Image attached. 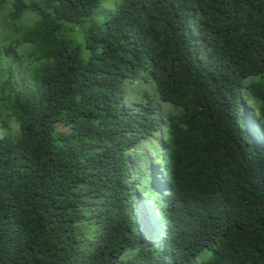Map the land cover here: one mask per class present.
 I'll return each mask as SVG.
<instances>
[{"label": "trees", "instance_id": "16d2710c", "mask_svg": "<svg viewBox=\"0 0 264 264\" xmlns=\"http://www.w3.org/2000/svg\"><path fill=\"white\" fill-rule=\"evenodd\" d=\"M0 264H264V0H0Z\"/></svg>", "mask_w": 264, "mask_h": 264}, {"label": "clouds", "instance_id": "9594fccd", "mask_svg": "<svg viewBox=\"0 0 264 264\" xmlns=\"http://www.w3.org/2000/svg\"><path fill=\"white\" fill-rule=\"evenodd\" d=\"M245 104V103H244ZM246 108V111L248 113L249 118L252 119L253 115H254V110L253 109H248V105L245 104L244 105ZM168 110L172 109L171 106L166 105L165 106ZM157 133H155L156 135ZM147 152L151 153L150 150H147ZM153 166L156 167V171L159 174H156V176L154 177L155 179L152 181L153 182V187L152 190L156 193V191L158 193H160L159 197H161L162 200H164L166 197L164 196L166 194L165 191H161L160 187L166 188L167 187V181L165 179V176L167 177V172H163L161 169V164H154ZM163 166V165H162ZM145 197V196H144ZM146 198V197H145ZM145 202V199H143ZM143 215L144 220L148 223L149 226L152 227V232L156 233V229H157V224H155V215H156V211L154 210V207H152L149 203L145 202L144 207H142V212H141V216Z\"/></svg>", "mask_w": 264, "mask_h": 264}]
</instances>
